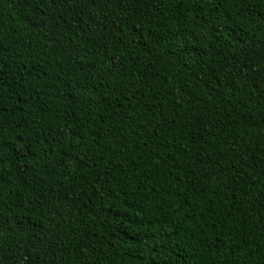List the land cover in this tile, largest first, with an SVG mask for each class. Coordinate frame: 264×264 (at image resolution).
I'll list each match as a JSON object with an SVG mask.
<instances>
[{
    "label": "trees",
    "instance_id": "trees-1",
    "mask_svg": "<svg viewBox=\"0 0 264 264\" xmlns=\"http://www.w3.org/2000/svg\"><path fill=\"white\" fill-rule=\"evenodd\" d=\"M0 264H264V0H0Z\"/></svg>",
    "mask_w": 264,
    "mask_h": 264
},
{
    "label": "snow or ice",
    "instance_id": "snow-or-ice-1",
    "mask_svg": "<svg viewBox=\"0 0 264 264\" xmlns=\"http://www.w3.org/2000/svg\"><path fill=\"white\" fill-rule=\"evenodd\" d=\"M201 3H202V6H203L204 4H206V0H201ZM0 88H2V86H0ZM0 94H2V92H0ZM2 119L3 118L0 117V122H2ZM0 138H2V137H0ZM5 152H6V149H4L3 145L0 144V159H2L3 155L5 154ZM0 170H2V169H0Z\"/></svg>",
    "mask_w": 264,
    "mask_h": 264
}]
</instances>
